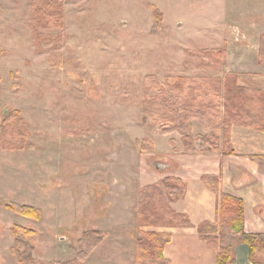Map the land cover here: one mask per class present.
Returning <instances> with one entry per match:
<instances>
[{"label":"rangeland","instance_id":"rangeland-1","mask_svg":"<svg viewBox=\"0 0 264 264\" xmlns=\"http://www.w3.org/2000/svg\"><path fill=\"white\" fill-rule=\"evenodd\" d=\"M32 1L0 0V111H20L29 131L24 148H0L1 248L5 226L21 225L38 232L30 239L35 259L68 262L83 249L84 232L96 230L104 238L83 264H136L140 188L173 176L176 169L163 167L171 154L193 152L178 133L164 135L146 119L145 77L233 74L225 73L226 53L215 68H202L209 60L203 51L225 48L229 38L252 47L257 34L243 26L248 5L61 0L62 27L40 28L54 40L38 48ZM155 13L161 27L153 33ZM194 123V135H203ZM221 141L223 148L222 134ZM8 202L38 207L42 217L19 214ZM5 251L0 263L19 264Z\"/></svg>","mask_w":264,"mask_h":264},{"label":"trees","instance_id":"trees-1","mask_svg":"<svg viewBox=\"0 0 264 264\" xmlns=\"http://www.w3.org/2000/svg\"><path fill=\"white\" fill-rule=\"evenodd\" d=\"M33 34L36 46L52 43L53 36H46L40 28L62 27L61 0H33ZM153 33L161 27V16L155 13ZM56 38V36H55ZM209 58L202 68L213 69L222 59L224 48L203 51ZM1 54V53H0ZM259 61L264 64V34L259 42ZM144 112L147 120L161 129L162 134L178 133L185 150L194 151V141L207 143L214 150L230 152L231 131L241 124L264 131V90L239 83L236 74L221 77L168 76L160 80L148 75L144 80ZM145 119V121H146ZM201 125L203 135H194L193 121ZM223 148L220 147V135ZM29 131L18 110L0 111V148L18 150L26 146ZM145 139L141 145L147 150ZM175 145V141H171ZM31 147V145H29ZM264 164V156H254ZM206 186L216 194L215 222L205 221L198 226L200 237L217 251V264H229L235 260V249L241 243L250 247V259L254 264H264V234L245 230V211L241 198L222 191L221 179L214 174L202 176ZM187 185L179 177L168 176L158 183L147 184L138 192L136 230V264H171L164 249L172 241L171 232L146 231V227H193L186 214L178 213L171 202L185 197ZM2 204V202H0ZM5 207L27 217L40 219L42 211L32 205L16 202ZM14 244L11 253L19 264H83L88 254L96 248L104 236L100 231L84 232L80 238L82 250L68 262H45L32 256L30 239L38 232L21 225L12 228Z\"/></svg>","mask_w":264,"mask_h":264},{"label":"crops","instance_id":"crops-1","mask_svg":"<svg viewBox=\"0 0 264 264\" xmlns=\"http://www.w3.org/2000/svg\"><path fill=\"white\" fill-rule=\"evenodd\" d=\"M242 4L248 5L243 8L246 14L243 26L256 33L257 38L252 47L249 44L245 45L247 47L234 46L230 38L225 41V73L236 74L242 85L264 90V64L258 57L260 37L264 34V0H242ZM193 126L195 129L197 125L194 123ZM196 146L191 153L171 154L163 166L168 170L176 169L172 175L183 179L187 185L185 197L171 202V207L178 213L186 214L193 227L145 228L146 231L173 234L172 241L164 249V255L171 264H217V251L200 237L197 229L202 222L216 220L217 197L202 180L206 174L219 176L222 191L242 199L246 232L264 234V164L253 158L264 156V131L241 124L233 125L228 153L214 150L209 145L203 147L202 142ZM202 148L203 151L200 150ZM11 226H5L8 232L3 248L1 244L6 236L0 235V253L2 249L6 250L5 253L11 252L14 244ZM229 264H254L247 243L236 247L235 260Z\"/></svg>","mask_w":264,"mask_h":264},{"label":"water","instance_id":"water-1","mask_svg":"<svg viewBox=\"0 0 264 264\" xmlns=\"http://www.w3.org/2000/svg\"><path fill=\"white\" fill-rule=\"evenodd\" d=\"M163 165V164H162ZM164 166V165H163Z\"/></svg>","mask_w":264,"mask_h":264}]
</instances>
